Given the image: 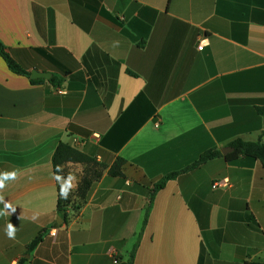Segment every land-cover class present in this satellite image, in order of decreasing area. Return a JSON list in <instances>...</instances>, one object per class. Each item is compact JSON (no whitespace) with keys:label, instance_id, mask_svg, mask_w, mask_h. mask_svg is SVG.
<instances>
[{"label":"crops","instance_id":"1","mask_svg":"<svg viewBox=\"0 0 264 264\" xmlns=\"http://www.w3.org/2000/svg\"><path fill=\"white\" fill-rule=\"evenodd\" d=\"M0 40L51 74L0 55V264H264V165L222 152L264 143V0H0Z\"/></svg>","mask_w":264,"mask_h":264},{"label":"trees","instance_id":"2","mask_svg":"<svg viewBox=\"0 0 264 264\" xmlns=\"http://www.w3.org/2000/svg\"><path fill=\"white\" fill-rule=\"evenodd\" d=\"M0 55L2 58L5 60L7 65L9 66L10 70L19 75H25L28 77H31V73L28 72L25 68H23L17 61L13 59V57L10 55V52L8 48L3 44V42L0 40ZM33 82L39 81L37 80H32ZM54 81V79H53ZM258 113L262 116H264V108L258 109ZM231 147L234 148V152L228 154L225 156V158L228 160L230 163H234L238 160L239 156H243L247 159H250L252 161H260L264 165V143L262 142H245L241 139H238L234 142L231 143ZM222 154L217 151V150H210L205 152L197 162H195L192 166H190L187 170L190 169H195L205 163H207L210 160H213L215 158L221 157ZM94 160L89 157L88 155L80 152L79 150L71 147L69 144L65 143H60L55 151V154L53 156V165L55 169L56 175L60 174L61 168L68 164V163H78V164H85V165H91L94 164ZM126 164V161L122 158L117 159L115 162L114 166L110 170V174L112 176H119L121 175V169L122 167ZM179 175V172H174L171 174L166 175L163 177L156 185L155 189L159 190L162 189L166 183L169 180H172L176 178ZM91 183V179L85 178L82 186L80 193L82 196L85 195L87 192L89 185ZM63 199H60L59 201V208L62 209L63 206ZM147 211L146 218L144 221V226L142 229V232L146 226L147 219H148V213ZM140 233V236L142 234ZM139 236V238H140ZM41 241V238L38 237L36 238L33 243L29 246V250H33Z\"/></svg>","mask_w":264,"mask_h":264},{"label":"clouds","instance_id":"3","mask_svg":"<svg viewBox=\"0 0 264 264\" xmlns=\"http://www.w3.org/2000/svg\"><path fill=\"white\" fill-rule=\"evenodd\" d=\"M11 174H12V179H14L15 178V173H11ZM2 175L4 176V179H9L10 178L8 174H2ZM3 187H4L3 181H0V188H3ZM70 189H71L70 185H67V186L62 185L61 190H60L61 198L67 199ZM4 208L5 209H11L12 212L15 211V209L12 208V206L10 204H7V203H5ZM0 214H3V213L0 212ZM15 231H16L15 227L11 223H9L7 225L6 235L9 238H14Z\"/></svg>","mask_w":264,"mask_h":264},{"label":"water","instance_id":"4","mask_svg":"<svg viewBox=\"0 0 264 264\" xmlns=\"http://www.w3.org/2000/svg\"><path fill=\"white\" fill-rule=\"evenodd\" d=\"M31 77H32V79H38V78L50 79L51 78V74L40 73L39 71L34 70L32 72ZM234 150H235L234 148L228 147V148L224 149L222 152H223L224 155H228L229 153L233 152Z\"/></svg>","mask_w":264,"mask_h":264},{"label":"built area","instance_id":"5","mask_svg":"<svg viewBox=\"0 0 264 264\" xmlns=\"http://www.w3.org/2000/svg\"><path fill=\"white\" fill-rule=\"evenodd\" d=\"M205 47V44L204 42L202 41L199 45V50L202 51ZM221 185H223V182H216L214 185H213V188L214 189H219L221 187Z\"/></svg>","mask_w":264,"mask_h":264},{"label":"rangeland","instance_id":"6","mask_svg":"<svg viewBox=\"0 0 264 264\" xmlns=\"http://www.w3.org/2000/svg\"><path fill=\"white\" fill-rule=\"evenodd\" d=\"M85 171V170H84ZM85 173V172H84ZM88 169H86V174L84 176H88ZM84 178V177H83ZM85 179V178H84ZM70 196H73V195H70Z\"/></svg>","mask_w":264,"mask_h":264}]
</instances>
